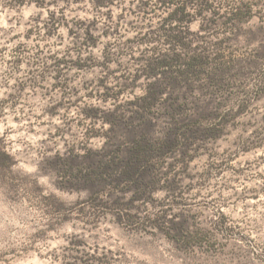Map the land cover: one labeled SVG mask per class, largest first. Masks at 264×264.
I'll return each mask as SVG.
<instances>
[{
  "label": "rangeland",
  "instance_id": "1",
  "mask_svg": "<svg viewBox=\"0 0 264 264\" xmlns=\"http://www.w3.org/2000/svg\"><path fill=\"white\" fill-rule=\"evenodd\" d=\"M0 264H264V0H0Z\"/></svg>",
  "mask_w": 264,
  "mask_h": 264
},
{
  "label": "trees",
  "instance_id": "2",
  "mask_svg": "<svg viewBox=\"0 0 264 264\" xmlns=\"http://www.w3.org/2000/svg\"><path fill=\"white\" fill-rule=\"evenodd\" d=\"M188 15L187 12V7H179L176 8V10L172 13L171 15V20H175V21H183L185 19V17ZM231 20H236V21H243L244 17L243 14L241 12V10H237L236 12H234V14L231 17ZM174 40H176L177 43H179L180 45H183V43L180 41V38L175 37ZM180 62V57L176 56L173 57L171 60L167 59V58H163L154 62H150L146 65V78H148L149 80L154 79L155 81L158 79V75L161 73L160 71H167L169 70V68L171 67L172 63ZM202 64L201 61L193 59L192 61L189 62V65L194 67L196 65H200ZM156 82H152L151 84L148 85V88L146 89L145 94L140 97L141 100L144 101H150V102H154L157 99H159L162 95H164V91L162 89H157L155 88Z\"/></svg>",
  "mask_w": 264,
  "mask_h": 264
}]
</instances>
